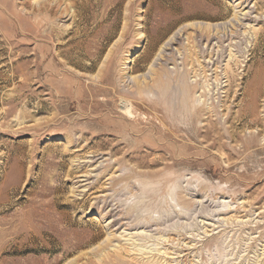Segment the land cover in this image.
Listing matches in <instances>:
<instances>
[{
    "label": "rangeland",
    "instance_id": "1",
    "mask_svg": "<svg viewBox=\"0 0 264 264\" xmlns=\"http://www.w3.org/2000/svg\"><path fill=\"white\" fill-rule=\"evenodd\" d=\"M0 264H264V0H0Z\"/></svg>",
    "mask_w": 264,
    "mask_h": 264
},
{
    "label": "bare ground",
    "instance_id": "2",
    "mask_svg": "<svg viewBox=\"0 0 264 264\" xmlns=\"http://www.w3.org/2000/svg\"><path fill=\"white\" fill-rule=\"evenodd\" d=\"M235 19H236V18H235ZM123 104H124V103H123ZM124 105H125V104H124ZM125 107H127V106H125ZM125 107H122V109H124L125 113H127V115H128V110H127V108H125ZM130 114H131V113H130ZM130 114H129V115H130ZM129 115H128V116H129Z\"/></svg>",
    "mask_w": 264,
    "mask_h": 264
}]
</instances>
